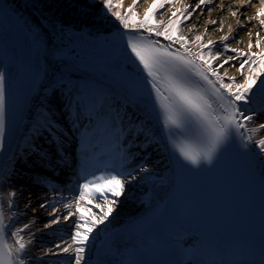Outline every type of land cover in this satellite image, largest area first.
<instances>
[{"label":"snow or ice","instance_id":"6c2138e0","mask_svg":"<svg viewBox=\"0 0 264 264\" xmlns=\"http://www.w3.org/2000/svg\"><path fill=\"white\" fill-rule=\"evenodd\" d=\"M139 2L140 0H133L125 15H121L119 11L112 12L113 0H103L102 7L124 29V33L119 35L125 75L133 89L129 102L142 105L148 115L155 119L162 133H166V146L177 157L176 164L181 169H187L181 160L193 166L202 161L211 164L216 154L228 146L234 135H239L245 142L251 140L241 130L257 115L249 107L252 95L257 88L264 91V49H261L264 36L259 31L256 32V51H253L251 30L247 33L250 38L247 51L230 47L227 42L235 33L231 25L228 34L221 36L219 41L209 39L204 43L203 35H196L190 41L185 35H178V31L186 26V22L192 19L198 8L213 4L214 0H198L195 7L189 5L177 9L172 12L167 23L155 17L162 16L161 10L170 6L174 0H152L142 19L137 18L133 11V7ZM238 2L241 8L251 6V0ZM261 4L264 5V0H261ZM221 8L223 9L222 5ZM207 10L210 13L212 8ZM230 15L237 17L238 24L243 26L239 19L241 13L231 11ZM244 19L257 20L259 26L264 27V7L254 17ZM209 23L215 25L220 22L211 19ZM196 27L197 25H193L189 32L195 31ZM219 30H223L222 23ZM124 36L127 37L126 40L123 39ZM193 44L200 51L194 53L191 47ZM225 53L232 54L225 57ZM234 60L238 67L231 63ZM226 66L235 67L238 76H229ZM220 69H224L223 74ZM46 92L41 105L42 111L34 118L30 127L26 152L41 162H46L54 170V160L57 165L66 161L68 153L64 151V144L68 135L73 134L79 146L81 138L87 137L91 132L85 121L104 122V118L82 101L80 92L73 95L70 89L65 91L61 81H53L46 87ZM103 99L104 97L98 96L97 104L103 103ZM7 102L5 75L0 72V136L6 134ZM251 131H264V123ZM39 141L54 144L55 157ZM253 144L259 149L260 157L264 158V138L253 141ZM148 171L146 164H139L134 168L107 171L100 176L93 174L91 179L85 178L78 185V195L73 196L75 212L68 211L62 217L65 222H71L74 218L76 220L72 225L70 243L61 240L53 246L57 251L53 252L50 248L49 253H72L73 264H88L86 251L92 236L100 225L110 220L127 186L138 178H143L138 177L137 173ZM12 196L14 194H9V199ZM100 201L105 203L101 204ZM50 206L46 202L40 205L41 208ZM17 207L13 202L9 210ZM63 207L71 209L72 204L65 203ZM85 212L88 213L87 216L84 215ZM50 216L45 228L60 223L61 216L55 208ZM27 227L28 225H24L11 232V236L16 239L15 247H10L6 242L8 228L5 227L4 212L0 207V264H24V256L21 254L28 248L23 236Z\"/></svg>","mask_w":264,"mask_h":264},{"label":"bare ground","instance_id":"6f19581e","mask_svg":"<svg viewBox=\"0 0 264 264\" xmlns=\"http://www.w3.org/2000/svg\"><path fill=\"white\" fill-rule=\"evenodd\" d=\"M17 17L22 21L23 25L28 29V33L37 46L38 65L36 71H33V79L28 91V96L23 104L20 112L19 122L9 140V148L0 161V207L4 212V224L8 228L7 244L15 247L14 241L16 237L11 236V232L28 227L24 230V242L28 245L24 256V264H58L57 258H60L62 264H73L72 253H60L52 255L49 253L51 248L53 252L57 251L53 246L61 240L70 243V234L72 225L76 222L75 218L71 222H65L62 217L68 211L75 212V201L71 197L62 196L61 194L48 193L45 188H41L32 175L36 170L27 168L25 161L30 162L32 156L26 152V141L30 136V127L34 123V118L42 111L41 105L44 103L45 95H47L46 87L53 81H61L65 86V91L71 90L73 95L80 92L82 101L85 102V85L82 81L92 79L91 74L83 67L78 66L74 61L78 58V54L68 47L66 36L63 33L78 31L84 35L83 39L91 38H108L110 35H119L124 33V29L115 21L110 13L106 14L103 10V0H4ZM198 0H174L166 9H162V16H156L155 19L162 20L167 23L172 12L177 9L191 5L195 7ZM152 0H140L138 5L133 7V11L137 18H143L145 10L151 5ZM112 12L119 11L121 15H125L127 9L132 6L133 0H113ZM116 5H119L117 7ZM223 6V9L221 8ZM212 11L209 13L208 8ZM264 7L261 0H251V6L245 5L243 8L239 6L238 0H214L213 4H207L198 8L192 19L186 22L179 34L185 35L190 41L194 40L196 35H203V42L207 43L209 39L219 41V38L228 34L229 25L235 29L234 37L230 39V47L240 48L247 51L249 30L252 32L251 39L253 41V51H256L254 41L256 40V32H260L264 36V27L259 26L257 20H248L244 17H254L256 12ZM231 11H238L242 15L239 19L242 22L238 24V18L230 15ZM211 19H215L220 23L215 25L209 23ZM223 25V30H219ZM193 25H197L195 31L189 32ZM207 29V32L205 31ZM239 41V42H238ZM166 43V42H165ZM192 51L198 52L199 48L193 44ZM261 49H264V39L261 40ZM232 53H225L231 55ZM2 55L0 53V72H2ZM238 67L237 61L231 62ZM227 67L229 76H238L235 67ZM224 69H220L223 74ZM94 80V79H93ZM227 82V81H226ZM50 91V88L48 89ZM111 98L109 93L102 95L101 93L93 94L92 99L97 97ZM113 99V98H112ZM118 108H121L120 119L129 125L128 130L138 138L140 135L150 146L157 147L151 157H148L147 173H137L138 178L127 186V190L119 198V204L110 217V220L104 225L99 226V230L91 238V242L87 246L86 259L91 257L94 247L100 239L108 232L123 225L129 219L136 217L146 207L159 202L164 193H167L170 187L172 170L170 168V160L166 154L163 142L157 133L148 114L143 111L137 104L129 102L125 98L118 97ZM129 105L132 113L128 114L125 110ZM249 107L261 114V117H255L253 121L247 123L244 128L247 140L254 159H256V167L262 175L264 181V158L259 155V149L253 144V141L264 138V131L253 133L252 128L257 127L260 123H264V91L256 89L255 94L251 97ZM124 109V110H123ZM61 122L63 120L61 118ZM132 122V123H130ZM136 125V126H133ZM133 126V127H132ZM43 142V141H39ZM228 147L220 150L219 166L227 171L225 178L228 176L237 177L236 173L239 167H234L231 155L228 156ZM145 160V161H146ZM241 174V173H240ZM219 176V175H218ZM213 177V175H212ZM207 184L221 185V178L218 180L215 175ZM240 186L246 187L252 194V198L259 197V192L249 183H241ZM207 193L211 191L208 189ZM9 194H14L9 199ZM264 194V191H263ZM162 197V198H161ZM18 205L17 208L10 209L12 203ZM42 202L51 205L47 208H41ZM65 203L72 204L71 209H65ZM95 203V201H94ZM104 204V201H100ZM256 205L247 208L245 211H239L233 206L220 207L218 201L212 205L205 207L203 220L215 219L217 226L231 220L220 230L225 233L228 230H240L243 227L242 220L246 219L252 223L261 222L254 215ZM55 208L58 215L61 216L60 223L53 225L51 228H45V224L51 219L50 213ZM83 208V205H81ZM88 215L87 212L84 213ZM15 217V220H13ZM237 217V218H235ZM187 225H192L190 220L185 219ZM11 225V227H9ZM256 228L262 233V227L256 223ZM219 233V232H218ZM213 235L215 233H212ZM257 240L258 238L255 237ZM200 237L197 236L196 240ZM193 241L195 239L193 238ZM195 243H198L195 241ZM7 251V249H5ZM42 257V258H41Z\"/></svg>","mask_w":264,"mask_h":264},{"label":"rangeland","instance_id":"374dc122","mask_svg":"<svg viewBox=\"0 0 264 264\" xmlns=\"http://www.w3.org/2000/svg\"><path fill=\"white\" fill-rule=\"evenodd\" d=\"M256 117H259V116L256 115Z\"/></svg>","mask_w":264,"mask_h":264}]
</instances>
